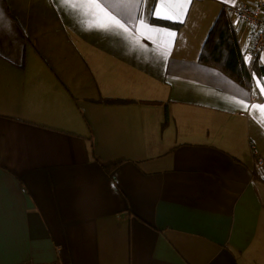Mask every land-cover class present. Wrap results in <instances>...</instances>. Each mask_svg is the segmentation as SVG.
Listing matches in <instances>:
<instances>
[{"label": "crops", "instance_id": "1", "mask_svg": "<svg viewBox=\"0 0 264 264\" xmlns=\"http://www.w3.org/2000/svg\"><path fill=\"white\" fill-rule=\"evenodd\" d=\"M248 1L0 0V264H264V94L198 62Z\"/></svg>", "mask_w": 264, "mask_h": 264}, {"label": "trees", "instance_id": "2", "mask_svg": "<svg viewBox=\"0 0 264 264\" xmlns=\"http://www.w3.org/2000/svg\"><path fill=\"white\" fill-rule=\"evenodd\" d=\"M158 23L170 28L177 27L175 23L171 22L159 21ZM198 62L204 66L218 70L248 90L252 87L253 74L264 76V68L258 66L256 60L251 61L249 65L244 62L233 24L224 10L219 12L210 27L200 48ZM105 102L116 103L123 101L105 100ZM167 120L168 115L166 113L162 127L167 124ZM117 165L116 163L106 166L102 165V167L105 173L110 175Z\"/></svg>", "mask_w": 264, "mask_h": 264}, {"label": "built area", "instance_id": "3", "mask_svg": "<svg viewBox=\"0 0 264 264\" xmlns=\"http://www.w3.org/2000/svg\"><path fill=\"white\" fill-rule=\"evenodd\" d=\"M224 11L234 23L247 25L251 30L248 56L251 61L264 51V0H249L236 7L227 6ZM251 165L253 177L264 181V161L257 149L250 146ZM31 264H59L54 262L31 263Z\"/></svg>", "mask_w": 264, "mask_h": 264}, {"label": "rangeland", "instance_id": "4", "mask_svg": "<svg viewBox=\"0 0 264 264\" xmlns=\"http://www.w3.org/2000/svg\"><path fill=\"white\" fill-rule=\"evenodd\" d=\"M243 53H246L245 50H243ZM244 55L248 56L247 53ZM260 80H264V76H259L255 74L252 75V91L255 92L256 90H258L264 94V83H261Z\"/></svg>", "mask_w": 264, "mask_h": 264}, {"label": "snow or ice", "instance_id": "5", "mask_svg": "<svg viewBox=\"0 0 264 264\" xmlns=\"http://www.w3.org/2000/svg\"><path fill=\"white\" fill-rule=\"evenodd\" d=\"M251 59H252L251 57H249V56H245V62H246V63L250 62ZM260 82H261V83H264V80H260Z\"/></svg>", "mask_w": 264, "mask_h": 264}]
</instances>
